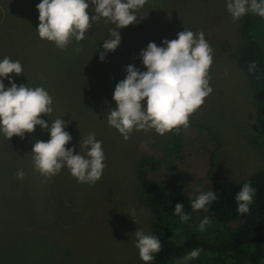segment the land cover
Returning <instances> with one entry per match:
<instances>
[{"label":"rangeland","instance_id":"rangeland-1","mask_svg":"<svg viewBox=\"0 0 264 264\" xmlns=\"http://www.w3.org/2000/svg\"><path fill=\"white\" fill-rule=\"evenodd\" d=\"M157 1L160 5L154 9L150 8L152 1L142 10L153 13V18H161L162 35L158 39L161 47H166L164 40L178 39V34L186 28L205 33L213 49L210 69L213 93L189 117V124L195 126L182 137L183 160L177 162L176 157L170 158L166 162L172 169L161 167L153 177L160 184H177L187 196L196 198L200 192L208 190L211 174L222 181L239 182L264 171V149L251 143L260 125L251 86L233 54L236 27L226 8L227 0ZM5 2L0 0L3 6ZM10 7L8 4L6 11L0 7V59L7 56L25 63L30 60L32 65L33 59L26 52L29 47L20 42L25 35L18 28L26 9L24 7L19 17L13 19L7 15L13 13ZM92 8L94 5L90 4ZM189 10L192 12L188 13ZM92 13L90 10V16ZM188 17L192 20L188 21ZM154 28L149 30L155 31ZM130 31L131 36L137 33L134 29ZM94 36L91 34L85 40ZM153 37L156 41L155 34ZM51 57L47 56L43 64L48 66ZM142 64V58L132 61L137 68ZM22 66L24 74L11 75L17 86L26 83L27 71L31 70ZM48 67L51 71V65ZM57 68L45 74L49 76L45 87L61 102L68 101V94L63 97L62 93L71 89L68 105L74 104L73 115L70 120H63L68 124L65 130L73 139L66 148H75V154H79L82 138L94 132L96 139L102 141L107 167L94 185L78 183L66 167L58 175L46 178L35 169L32 156H27L33 152L37 141L51 139L50 132L39 125V131L25 133L23 139L14 136L12 141L16 143L17 156L12 150L10 155L6 151L2 154L3 146H0V264H145L135 247L137 231L150 233L143 220L145 205L134 171L136 158L146 152L160 153L164 139L172 131L161 136L155 130L147 133L134 130L125 141L118 130L108 125L107 114L117 107L113 99L115 88L126 78L127 67L113 74L117 76L110 78L111 81L96 82L85 78L71 80V76L59 73ZM226 69L228 75H225ZM89 102L90 107L87 106ZM142 104L147 107L146 100ZM53 108L51 116H41L49 125L64 115V108L55 100ZM3 138L0 135V144L6 145L9 151L11 142L7 144L8 140ZM11 159L17 163L18 170L26 173L24 180L16 178ZM5 174L9 177L3 181ZM16 180L20 185L18 192L14 185ZM132 209H135V220L127 214Z\"/></svg>","mask_w":264,"mask_h":264},{"label":"clouds","instance_id":"clouds-1","mask_svg":"<svg viewBox=\"0 0 264 264\" xmlns=\"http://www.w3.org/2000/svg\"><path fill=\"white\" fill-rule=\"evenodd\" d=\"M148 0H42L37 5L39 11L38 36L41 40L52 42L65 50L73 39L79 43L86 39V33L92 22L99 25L101 20L115 25L109 30V36L103 41L105 51L100 52V60L105 61L109 52L121 45L118 29L139 23L143 17L137 15ZM90 4L94 8L90 9ZM226 8L233 22L252 14L264 18V0H227ZM95 15L90 16L89 11ZM166 47H158L150 42L140 57L146 72L135 65L126 69V78L116 85L113 99L117 104L107 114V123L123 136L130 139L135 131L155 130L163 136L174 129L189 126V117L202 107L205 99L213 93L210 86V69L213 64V49L202 30L193 32L187 29L178 34L176 40H164ZM78 47L76 51H79ZM258 65L251 62L248 72L255 73ZM24 74L20 60L5 56L0 59V78L8 79L10 74ZM225 70V75H228ZM259 78V77H257ZM0 79V134L10 141L14 136L24 138L25 133H34L39 125L50 132L48 142L37 141L32 158L34 166L46 178L58 175L65 167L78 183L94 185L104 173L105 153L102 141L96 139L94 132L83 137L81 151L75 154V148L68 149L72 136L65 129L68 124L63 118L51 121L49 125L42 115L51 116L54 111V99L44 87L17 86L9 80L11 87L5 89ZM147 101V107L142 104ZM16 178L24 180L26 173L18 170ZM256 189L251 182H245L236 194L238 214H247L254 203ZM218 199L212 191L200 192L191 201L193 211H209V205ZM135 220V209L127 213ZM182 222L190 217L184 212L183 204H176L175 212ZM210 217L205 216L199 224V231L210 225ZM135 247L145 264H151L155 254L162 250L161 240L154 234L139 230L135 233ZM203 249H194L185 256V261L199 257Z\"/></svg>","mask_w":264,"mask_h":264},{"label":"trees","instance_id":"trees-1","mask_svg":"<svg viewBox=\"0 0 264 264\" xmlns=\"http://www.w3.org/2000/svg\"><path fill=\"white\" fill-rule=\"evenodd\" d=\"M3 1L6 2L4 6L0 4L1 9L6 11V6L11 5L9 11L13 13L7 15L12 18L19 17L24 7L26 9L22 14L24 17L23 22H19L18 25L20 32L23 31L22 33L25 35L24 40H20V42L29 47L27 49L29 51L26 52L33 59L32 65L29 64L30 60L29 63H25L22 59H18L21 64L31 69L29 73L27 71L25 86H39L47 89L45 84L49 76L45 74L52 73V70L57 67L59 73L65 74L67 77L71 76V80L85 78L89 82L108 79L111 81L117 76H113V74H118L123 67L132 65L133 59L141 58L140 53L142 50L147 49L148 43L154 42L158 47H161L159 45L161 42L158 43V39L162 35V20L157 17L153 18V13H145L142 9L137 13L138 16L144 15L139 23L123 28V31L118 29L119 33L121 32V45L114 52H109L105 61L102 62L100 52L105 51L103 41L108 38L109 30L115 27L114 24L105 23L103 20L99 25L92 22V27L87 32L86 37L95 34L94 38L79 43L73 39V42L65 50H61L54 43L41 40L38 36L37 29L40 21L37 5L42 2L41 0H13L12 3L8 0ZM152 1L151 9L160 5L157 0H148V4ZM186 6L190 7L188 4ZM19 7L22 10H19ZM30 8L31 12L28 11ZM191 12V10L188 11V13ZM92 15H95V13H92ZM189 20L192 19L189 18ZM106 25H108V28ZM234 26L236 27L237 40L235 41L236 47L233 54L239 70L244 73L251 86L252 98L256 102L255 115L260 125L258 131L252 136L251 143L264 149V18L249 14L234 22ZM151 27H155V31L149 30ZM100 28L102 29L100 30ZM92 29L94 31H91ZM104 29H106V32H102ZM130 29L136 30L137 33L131 36ZM154 34L156 41H154ZM78 47L80 50L76 51ZM47 56H52L50 58L52 62L48 63V66L51 65L52 67L51 71L50 67L43 64ZM251 62L258 65L255 73H249L247 70ZM138 69L142 72L147 71L144 64ZM98 70L99 72H97ZM75 74L77 75L74 76ZM123 74L125 73L123 72ZM11 75L8 79L0 78L3 79L5 89L11 87L9 83ZM70 91L71 89H68V91L62 93L63 97L68 94V101ZM53 99L64 108L63 119L70 120L73 115L74 104L71 106L68 105L66 100L62 99L63 102H61L58 98ZM90 104L89 102L87 106L90 107ZM66 107L69 108L66 110ZM194 126L195 124H189L186 128L181 127L179 131H172L164 139V148L160 149V153L153 155L146 152L136 158L134 171H136V180L141 187V196H143L145 205L143 207L144 225L147 226L151 234L156 235L162 242V250L155 254V259L151 264H264V171L256 172L249 178L245 177L239 182L222 181V179L214 178L211 174L207 191H214L218 195V199L208 206V212L193 211L190 204L195 198L187 196L181 186L177 184H160L153 177L161 167L165 166L168 170L172 169L169 162H166L170 158L176 157L177 162L183 160L182 137L184 132H192ZM37 127L36 130L39 131ZM13 139L14 137L7 143L11 142L8 145L9 151L6 149V145L0 144V146H3L2 154L6 151L10 155L12 150L15 156L18 155L16 153V143L12 141ZM31 154V152L30 154L27 153V156L31 157ZM12 162L17 172V163L13 160ZM7 176L5 174L3 181ZM245 182H251L256 189V194L250 212L238 214L235 197ZM14 185H16L15 188L17 187L16 192H18L20 185L17 180ZM25 185L26 183L24 187ZM31 186L33 185L30 184ZM178 203L183 204L184 212L190 217L186 223L174 214L175 206ZM205 216L210 217L211 223L206 226L205 231L201 232L199 231V224ZM200 248L203 249V252L200 253L199 257L185 261L184 258L190 251Z\"/></svg>","mask_w":264,"mask_h":264}]
</instances>
